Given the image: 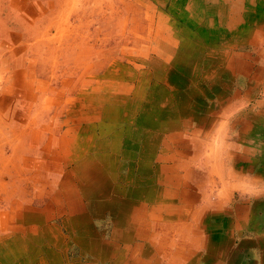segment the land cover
<instances>
[{
    "label": "crops",
    "instance_id": "0c3cea01",
    "mask_svg": "<svg viewBox=\"0 0 264 264\" xmlns=\"http://www.w3.org/2000/svg\"><path fill=\"white\" fill-rule=\"evenodd\" d=\"M152 1L169 39L159 70L150 56L114 68L118 92L99 95L104 108L112 103L106 111L93 107L99 85L88 73L69 101L88 110L59 126L60 146L45 132L37 152L0 146L1 167L19 156L21 189L37 202L0 211V238L23 253L15 264H264V0ZM141 101L149 110L137 111ZM92 152L116 156L75 181V162ZM7 178L0 192L15 183ZM46 190L53 207L40 205Z\"/></svg>",
    "mask_w": 264,
    "mask_h": 264
},
{
    "label": "rangeland",
    "instance_id": "374dc122",
    "mask_svg": "<svg viewBox=\"0 0 264 264\" xmlns=\"http://www.w3.org/2000/svg\"><path fill=\"white\" fill-rule=\"evenodd\" d=\"M161 9L163 8H156L152 0H0V105L5 102L4 108L0 107V146H35L34 152H37V146H43L44 143L42 132L58 137L55 140L60 146L59 126H62L63 133L75 121L70 120L71 111L88 110L84 101L76 104L69 102L76 80L85 79L88 73L95 80V85H99V88H94L98 91V98L93 107L95 111H106L107 106L112 103L104 104V108L99 95L104 92L101 90L103 88L118 92L116 78L119 73L114 68H118L120 64L139 67L144 65L143 57L150 56L152 68L159 70L166 58L160 47L169 40L161 37V34L167 33L164 32L167 23L158 19ZM154 34L158 36L153 38ZM22 37L25 43L20 45L18 39ZM154 47H158L157 54L151 53ZM27 66L31 69L32 76H29L30 71L23 73L22 69ZM34 77L39 82L35 87L21 86L22 79L28 82V78ZM18 80L19 86L9 83ZM145 107L147 108L143 101L137 102V111L145 110ZM33 117L38 118L35 120L39 123L28 127L34 123ZM74 145L77 146L78 142ZM82 147H77V153L81 152ZM20 150L21 148L19 152ZM3 152L1 154L5 155ZM108 153L109 157L103 154L97 158L94 156L97 153L94 152L86 155L87 158L92 155L91 166H85L82 159L86 157L79 155L82 164L75 162L76 166L72 168L76 172L74 180L85 181L91 171L94 173L93 168L100 171V165L106 167L112 163L110 158L116 154ZM83 154L85 152L82 151L81 155ZM19 158L14 156L4 167H1L0 162V170L10 167L14 171L11 176L10 173H0V179L8 177L7 179L15 180L6 193L0 192L2 212L11 208L15 210V200L34 207L37 203L30 200L33 199L32 193L21 189L26 186L24 178L27 174H22L21 170L26 167L19 165ZM104 158H108L107 162L99 161ZM46 191L47 200L40 205L53 207L48 201V195L52 192ZM23 193L27 196V201ZM21 217V214L14 213L10 218L11 223H19ZM16 241L4 234L0 238V264H15V261L12 262L14 257L23 254Z\"/></svg>",
    "mask_w": 264,
    "mask_h": 264
},
{
    "label": "bare ground",
    "instance_id": "6f19581e",
    "mask_svg": "<svg viewBox=\"0 0 264 264\" xmlns=\"http://www.w3.org/2000/svg\"><path fill=\"white\" fill-rule=\"evenodd\" d=\"M78 16V15H77ZM139 29V28H138ZM80 35V34H79ZM23 43V42H22ZM164 45V44H163ZM69 51V50H68ZM117 75V74H116ZM199 79V78H198ZM24 82V81H23ZM74 88V87H73ZM72 88V89H73ZM75 93V92H74ZM90 93V92H89ZM90 95V94H89ZM108 95V94H107ZM111 95V94H110ZM113 95H115V94H113ZM235 97V96H234ZM101 98V97H100ZM105 98V97H104ZM60 99V98H59ZM71 99V98H70ZM67 100V99H66ZM4 101V100H3ZM68 101V100H67ZM105 101V100H104ZM64 104V103H63ZM3 107V106H2ZM9 107V106H8ZM66 107V106H65ZM6 108V107H5ZM62 108V107H61ZM215 116V115H214ZM38 119V118H37ZM192 134V133H191ZM58 141V140H57ZM189 141V140H188ZM190 144V143H189ZM190 148V147H189ZM188 151V150H187ZM57 154V153H56ZM87 155V154H86ZM91 156V155H90ZM89 158V157H88ZM87 159V158H86ZM83 160V159H82ZM56 162V161H55ZM87 162V161H86ZM85 162V163H86ZM54 165V164H53ZM78 165V164H77ZM87 165V164H86ZM159 165V164H158ZM165 165V164H164ZM161 166V165H160ZM57 167V166H56ZM192 167V166H191ZM165 168V167H164ZM174 168V167H173ZM166 169V168H165ZM172 169V168H171ZM59 170H61V169H59ZM65 170V169H64ZM63 171V170H62ZM171 171V170H170ZM191 171V170H190ZM60 172V171H59ZM71 175V174H70ZM83 175V174H82ZM85 175V174H84ZM34 181V180H33ZM173 198V197H172ZM125 213V212H124ZM128 216V215H127ZM140 222V221H139ZM57 223V222H56ZM115 223V222H114ZM131 224V223H130ZM142 229V228H141ZM135 230H137V229H135ZM140 230V229H139ZM144 230V229H143ZM115 240V239H114ZM126 240V239H125ZM118 242H120V241H118ZM161 245V247H162V244H160ZM158 246H159V244H158ZM126 247V246H125ZM92 248V247H91ZM122 248V247H121ZM124 248V247H123ZM117 249V248H116ZM125 251V250H124ZM123 252V251H122ZM127 253V252H126ZM129 253V252H128ZM134 253V252H133ZM121 254V253H120ZM124 254V253H123ZM114 255V254H113ZM162 255V254H161ZM100 256V255H99ZM114 258V257H113ZM122 260V259H121Z\"/></svg>",
    "mask_w": 264,
    "mask_h": 264
}]
</instances>
